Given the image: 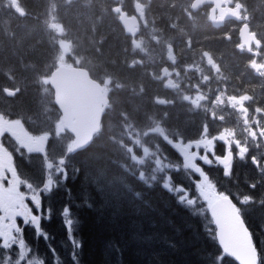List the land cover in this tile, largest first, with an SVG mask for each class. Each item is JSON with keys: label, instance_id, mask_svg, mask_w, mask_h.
I'll use <instances>...</instances> for the list:
<instances>
[{"label": "trees", "instance_id": "1", "mask_svg": "<svg viewBox=\"0 0 264 264\" xmlns=\"http://www.w3.org/2000/svg\"><path fill=\"white\" fill-rule=\"evenodd\" d=\"M236 1L250 15L249 22L261 41L259 58L264 62V0ZM17 2L24 7L23 12L17 11L12 0H0V114L20 120L28 131L48 136L43 151L27 153L22 149L16 154V167L23 179L42 187L47 165L57 166L61 161L67 172L66 179L63 174L53 173L52 191L41 193L42 211L48 217L41 220V227L49 239L37 238L31 226L24 227V239L32 249L30 255L43 258L44 264H55L50 251L55 248L60 264H74L61 214L68 206L70 216L78 222L73 226V235L81 245L76 250L77 264H218L221 249L209 231L210 227L214 229L209 219L179 205L175 194L158 185L144 187L133 174L160 156L167 158L165 162L182 166V158L172 148L179 138L183 142L198 141L205 125L209 135L219 131L224 120L216 118L219 114L209 98H215L217 84L229 94L249 95L246 104L257 111V121L264 126V71L263 75L257 74L249 62L252 56L234 52L228 48L230 44L220 48L207 44L203 36L214 26L208 20L207 4L198 19L192 20L184 13L182 16L179 8H189L191 0ZM137 2L144 6L146 18L163 37L134 48L132 35L124 30L112 7L121 5L130 13ZM193 26L204 30L202 36L193 35ZM213 30L210 32H218L221 27ZM186 42L191 43V50L186 48ZM168 49L178 52L181 58L191 56L195 63L205 51L217 54L220 74L214 75L207 67L205 74L210 77L204 82L196 77L189 85L196 86L192 91L204 95L195 111L183 106L180 93L168 95L169 103L157 102L154 99L158 93L146 82L144 61L138 59H144L147 51L156 54ZM229 57L246 61H223ZM60 62L86 66L93 77L103 82L110 98L100 131L81 150H69L72 135L58 127L60 114L48 77ZM252 79L255 80L250 84ZM6 89L14 90V94L9 96ZM227 120L231 123L228 116ZM241 139L251 151L255 152L258 145L264 152L261 141L243 134ZM222 152L220 145L216 153ZM201 166L217 190L229 194L242 208L255 244L264 254V204L260 203L264 200V177L257 174L250 161L239 159H234L230 177H225L222 167L215 164ZM170 174L174 184L194 190L192 181L198 177L183 171ZM251 183H256V188H250ZM125 185L142 191L143 201L129 198ZM243 195H251L254 201L240 205L236 197ZM11 251L15 253L16 249ZM227 261L235 264L231 258Z\"/></svg>", "mask_w": 264, "mask_h": 264}, {"label": "snow or ice", "instance_id": "2", "mask_svg": "<svg viewBox=\"0 0 264 264\" xmlns=\"http://www.w3.org/2000/svg\"><path fill=\"white\" fill-rule=\"evenodd\" d=\"M218 139L224 145L222 155L216 153V140L202 138L187 143L181 141L174 143L172 148L182 158V166L165 162L167 158L160 156L142 165L133 177L144 187L158 185L169 194H175L179 205L186 207L195 215H204L209 219V225H214V229L210 227L209 231L221 249V254L216 258L218 264H229L227 258H231L235 264H264V254L258 250L253 240V235L243 218L242 208L233 202L229 194L217 190L216 184L201 166V164L209 166L215 164L222 167L225 177H230L234 159H239L243 162L250 161L257 174L264 177V152L259 150L258 145L253 152L246 144H241L239 141L233 144L227 139ZM233 147L236 149L235 155ZM64 165L63 161L57 166L47 165L43 186L35 187L27 179L21 178L14 159L0 158V251H2L0 264H44L43 258L30 255L32 249L24 239V227L31 226L37 238L43 237L46 241L49 239L41 227V220L48 218L42 211L41 193L52 191L55 184L53 173L63 174V178H67ZM172 171H183L198 177L192 181L194 190L183 184H174L170 174ZM21 186L27 191H21ZM256 186V183L249 185L253 189ZM125 194L133 200L143 201L144 193L134 186L125 185ZM236 199L240 205H248L254 201L251 195L237 196ZM260 203L264 204V200ZM47 211L50 212V209ZM70 211V208L65 206L61 214L68 241L72 245V259L74 264H77L76 250L81 245L73 235V226L78 222L70 216ZM12 249H16L15 253L11 251ZM50 251L55 264H60L56 249L51 248Z\"/></svg>", "mask_w": 264, "mask_h": 264}, {"label": "water", "instance_id": "3", "mask_svg": "<svg viewBox=\"0 0 264 264\" xmlns=\"http://www.w3.org/2000/svg\"><path fill=\"white\" fill-rule=\"evenodd\" d=\"M227 1L193 0L191 7L197 9L205 2L213 3L210 17L216 24H221L229 18L240 19L241 6L230 7ZM137 8L143 16L144 12L139 10V3ZM120 20L128 32L137 30L136 17L122 12ZM239 34L242 43L247 46H250L252 41L258 43L247 23L241 26ZM49 84L53 89L54 102L61 111L62 120L74 135V146L77 149L85 148L100 129L104 106L109 101L102 84L91 77L86 67L68 64H59L51 71ZM8 93L13 94V91H8ZM223 137L225 134L222 133L220 138Z\"/></svg>", "mask_w": 264, "mask_h": 264}, {"label": "flooded vegetation", "instance_id": "4", "mask_svg": "<svg viewBox=\"0 0 264 264\" xmlns=\"http://www.w3.org/2000/svg\"><path fill=\"white\" fill-rule=\"evenodd\" d=\"M177 7V6H176ZM182 16H183V8L179 6ZM187 8V7H186ZM185 12L190 11V7L184 10ZM132 14H136V11ZM145 21L144 19H139V25L143 24ZM243 23L239 22L234 19H228L226 20L222 25H214L209 30H206V34L203 38L207 42L208 45H213L217 48L220 47H226L230 44V39L233 38L235 32L239 31L240 25ZM220 31L211 33L212 28L221 27ZM193 35H201L204 33L203 29L198 28L197 26H193ZM155 29L150 24L145 28L147 32V39L148 41L151 38V34L149 33L150 30ZM198 30V31H197ZM200 33V34H199ZM154 36L159 37L158 40L163 37V35L159 34H153ZM206 36L210 37L208 40L206 39ZM157 40V41H158ZM177 44H179L177 42ZM189 47V45H188ZM234 47L239 48L240 51H243V47L241 46L240 42H237L234 44ZM252 50L254 53H257V49L254 45H252ZM168 55L167 57H164L163 52H157L158 55L154 54L152 55L149 53L145 60V68H146V76L148 82L152 83L153 88L161 87V88H168L171 89L173 86H177L179 81L181 80H188L193 78L199 70L192 69L190 66H186L188 70H192L191 73L185 72L182 69V65L184 64L185 60H180L179 53L177 52V57H175L174 53H171V50H167ZM150 56V57H148ZM148 58V59H147ZM211 66L216 67V64H214L211 60L208 62ZM255 79L250 80V84L253 83ZM244 104V102H243ZM243 104H240L239 108V100L236 97H232V109L237 111L239 116H237V127H241L243 122L247 119V110ZM240 110L243 112V115L240 114ZM184 118H186L184 116ZM188 118V117H187ZM18 125L15 127L9 126V121L7 122L8 126L4 128L2 133H0V158H7V159H14L15 160V149L13 146H20L25 148L27 151H39L43 150L45 145V138L38 137L36 135L29 134L24 130L21 123L18 122ZM244 126V125H242ZM258 126L259 125H255ZM29 204L31 206V202L29 201ZM33 211L35 212V208H33ZM19 222V221H18ZM22 224V222H20Z\"/></svg>", "mask_w": 264, "mask_h": 264}, {"label": "rangeland", "instance_id": "5", "mask_svg": "<svg viewBox=\"0 0 264 264\" xmlns=\"http://www.w3.org/2000/svg\"><path fill=\"white\" fill-rule=\"evenodd\" d=\"M106 8V7H105ZM107 10H108V8H106ZM196 10V9H195ZM122 12H124V11H122ZM121 12V13H122ZM194 9H192L191 7H190V11L189 12H185L184 10H183V13H184V15H185V17L187 18V19H189V18H191L192 16H194ZM117 13V12H116ZM119 13H120V11H119ZM120 13V14H121ZM126 13V12H125ZM118 14V13H117ZM126 14H128V13H126ZM129 15V14H128ZM118 16H119V14H118ZM139 29H140V27L137 29V31L136 32H132V35H134V36H132V43H133V47L134 48H138L141 44H142V42H144V44H146V39H145V36H144V33H143V31L141 30V35H143V36H141V35H137L136 33L137 32H139ZM152 38H155V40H158V37H156V36H152ZM167 52L165 51L164 52V54H166ZM147 54H149V51H147ZM202 54H204V52L202 53ZM256 56H259V57H261V54H260V52L258 53V54H256ZM255 56V57H256ZM148 57H150V56H148ZM203 58H204V55H203ZM262 58V57H261ZM148 59V58H147ZM264 59V58H263ZM144 59L143 58H140V59H138V61H140V62H142ZM198 63H199V61H198ZM252 64L255 66V70L257 71V73H259V72H261V75H263V71H264V62H262L261 60L260 61H252ZM197 75H198V77L200 78V79H202V81L204 82V81H206V78H205V75L202 77V76H199V73H197ZM191 84V81H188L187 82V85H190ZM191 94H194L193 96H191ZM196 94V95H195ZM215 98L213 99L212 97H209L210 99H211V101H214V100H216V99H218V98H220V96H221V91L220 90H216L215 91ZM204 97V95L203 94H197V92H194V91H191V92H187V98H186V101H187V103L189 104V106H190V108H192V109H196L197 108V105H198V100H199V98H203ZM160 98L162 99V98H165L164 96H160ZM166 99H168L169 101L171 100V99H169V98H167L166 97ZM208 99V98H207ZM257 119V118H256ZM9 121V126L10 127H15V126H17L18 125V123H17V121L16 120H13V119H9V120H7V119H3L2 117H0V133H2L3 131H6V130H4V128L6 127V126H8V124H7V122ZM224 124L225 123H223L222 125L224 126ZM244 127H243V129H242V133H243V135H248V136H252V137H256L259 141H261L262 143H264V137L262 138V139H259L258 138V136H257V134L254 132V129H253V126H252V122H249V121H245L244 122ZM204 135V134H203ZM203 137H200V139L199 140H201ZM182 141V138L180 139V142ZM183 142V141H182ZM185 143H187V142H185ZM202 151V150H201ZM22 187V186H21Z\"/></svg>", "mask_w": 264, "mask_h": 264}, {"label": "bare ground", "instance_id": "6", "mask_svg": "<svg viewBox=\"0 0 264 264\" xmlns=\"http://www.w3.org/2000/svg\"><path fill=\"white\" fill-rule=\"evenodd\" d=\"M255 3V2H254ZM223 23H221V24H215V25H218V26H220V25H222ZM224 26H221V28H223ZM217 28H219V27H217ZM212 29H216V28H212ZM209 30V29H208ZM211 31V30H210ZM212 31H214V30H212ZM109 37H111V36H109ZM113 38V37H112ZM119 40V39H118ZM120 42H122L121 40H120ZM116 43V42H115ZM114 47V46H113ZM128 47V46H127ZM125 56V55H124ZM133 71V70H132ZM129 73V72H128ZM130 75V74H129ZM134 76V75H133ZM137 77V76H136ZM135 82V81H134ZM144 82V81H143ZM145 83V82H144ZM146 90H147V88H146ZM148 91V90H147ZM149 108V107H148ZM143 115V114H142ZM145 118V117H144ZM263 209V208H262ZM264 210V209H263ZM95 212V211H94ZM116 226V225H115ZM123 226V225H122ZM142 227V226H141ZM118 228V227H117ZM129 229V228H128ZM127 229V230H128ZM143 229V228H142ZM122 230V229H121ZM119 231V230H118ZM125 233V232H124ZM167 233V232H166ZM169 233V232H168ZM126 234V233H125ZM124 234V235H125ZM132 234V233H131ZM170 234V233H169ZM172 236H174V235H171V237ZM125 237V236H124ZM167 237H168V235H167ZM131 238V237H130ZM127 239H128V237H127ZM155 239V238H154ZM158 239V238H157ZM168 239V238H167ZM154 243V242H153ZM170 243V242H169ZM132 245V244H131ZM163 248H165V247H163ZM166 249V248H165ZM209 249V248H208ZM211 251V250H210ZM96 255V254H95ZM210 258V257H209Z\"/></svg>", "mask_w": 264, "mask_h": 264}]
</instances>
